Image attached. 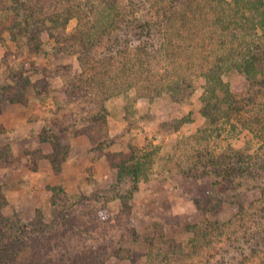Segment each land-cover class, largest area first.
<instances>
[{"label":"rangeland","instance_id":"1","mask_svg":"<svg viewBox=\"0 0 264 264\" xmlns=\"http://www.w3.org/2000/svg\"><path fill=\"white\" fill-rule=\"evenodd\" d=\"M63 2L0 0V246L20 224L54 222L65 199L103 193L110 213H119L124 208L118 194L128 191L131 181L123 179L115 187L113 164L145 148L151 153L147 174L126 202L130 219L123 214L117 232L128 253L103 264L145 263L150 245L154 264H261L264 232L254 231L264 225V184L259 182L264 177V60L254 81L236 69L224 76L239 97L238 111L231 116L218 112L216 124L202 114L205 80L198 68L216 39L179 45L174 38L163 45L157 26L146 49L144 35L120 28L93 45L90 65L81 66L77 29L89 28L93 13L54 26L49 17ZM248 40L264 48L260 29ZM232 43L237 48L247 44L242 39ZM258 54L264 59V50ZM103 57L109 62L105 77L110 87L116 80L119 88L99 99L105 94L96 85L88 93L81 81L100 75ZM131 59H140L142 66L138 63L127 79ZM178 71L193 75L187 94L167 88ZM99 100L106 107L103 124L95 117ZM241 159L252 167L233 173L232 182L224 180L213 193L221 165L229 161L239 171ZM52 186H62L65 194L53 195ZM235 213L239 217L229 233L200 253L181 263L165 260L172 257L165 253L170 251L159 248L167 241L186 242L188 224ZM10 251L0 264H51L47 256L35 263L31 253Z\"/></svg>","mask_w":264,"mask_h":264},{"label":"trees","instance_id":"2","mask_svg":"<svg viewBox=\"0 0 264 264\" xmlns=\"http://www.w3.org/2000/svg\"><path fill=\"white\" fill-rule=\"evenodd\" d=\"M145 1L64 0L65 4H62L59 11L49 17V21L54 26L64 27L76 15L82 20V16H80L82 12L93 13V17H89V20H92L89 28L87 26L82 28L80 25L77 29L78 44L82 46L83 50L79 56L81 66L90 65L95 53L90 50L93 45L104 42L105 36L120 28H128L135 32L133 34L140 37L144 35V48L148 47L150 40H154L157 26H159L158 31L162 32L165 37H163V45L168 41L171 42L174 38L179 45L186 40L204 39L206 36L212 40L216 39L217 44H214L209 53L203 55L198 67L200 75L205 80L202 114L210 122L217 124L220 119L218 112L223 111L226 116H231L235 111H238L239 97L237 98L232 93L224 76L236 69L250 80H255L254 76L264 60L260 58L258 52L261 50L262 53L264 48L262 49V45H252L249 40H245L250 33L257 32L258 29L264 34V0H148L149 7L146 10L144 9V5L147 6ZM141 10L145 11L140 13ZM28 18L30 17L27 16ZM227 37H230V41ZM240 39L244 40V43L247 42L243 48H237L238 46L232 43L237 40L240 42ZM106 58L108 59V57ZM105 60L103 57L100 75L81 81L86 85L88 93L89 88L96 85L97 89L102 92L100 94H105L103 97L98 94L99 99H105L109 93L111 94L119 88V83L116 80L110 87L109 80L105 77L109 62ZM131 61L132 59L130 63H127V65L130 64L127 68L129 70L126 73L127 79L131 78V72H135L139 64L142 66L140 59L132 63ZM134 66L136 67L134 68ZM119 71L118 69L116 72ZM168 85H170V87L167 86L168 89L173 88L172 91L179 95L187 94L194 86L193 75H186L178 71ZM105 114L106 107L99 100V107L95 113V117H98L96 122H105ZM92 141L94 142V139ZM150 156L151 153L146 152L145 148L134 150L128 158L113 164L117 171L115 187L121 186L123 179L127 178L131 181L128 191L118 194L123 203L122 211L110 213L107 197L103 193L96 194L94 199H91V195H82L74 200L60 201L58 217L51 224L42 223L32 227H29L28 224H20L18 228L15 227L11 232L12 235H9L8 239H5L0 246V253H2L0 260L3 261L9 255L10 249L12 252H21L26 256L31 253L32 259L35 258V263L42 256H47L51 264H103L110 256L123 257L127 255V250L120 245L121 241L117 232H120L123 227V214L126 213L127 218L130 219V207L126 202L132 192L138 189L140 180L147 174ZM241 161L239 171H234L235 166L229 161H225L221 165V170L217 173L222 177L213 182V193L218 194V189L224 185V180L232 182L230 178L233 173H244L252 167L244 159ZM262 168L264 172V163H262ZM259 179L263 185L264 177H259ZM51 189L53 195L54 193L65 194V189L62 186H52ZM236 217L239 215L235 213L228 219H205L199 223L188 224L186 230L189 237L186 242L167 241L159 249L165 251L167 248L170 251L165 253L171 254L172 257L165 255V260L176 258L174 260L181 263L187 257L200 253L218 237L229 233ZM52 225L54 226L52 227ZM48 226H50V230L45 229ZM36 231L38 232L36 233ZM133 231L135 232V229ZM249 231L250 229H245V232ZM254 232L261 236L264 232V225L263 230ZM254 232L252 231L253 234ZM121 240L123 241L122 238ZM153 254L154 249L150 245L147 261L138 264H154ZM261 264H264V261Z\"/></svg>","mask_w":264,"mask_h":264}]
</instances>
